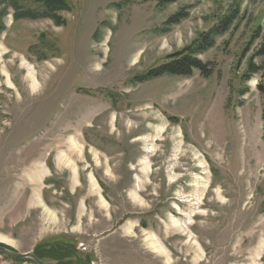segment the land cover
I'll return each mask as SVG.
<instances>
[{"label": "rangeland", "instance_id": "1", "mask_svg": "<svg viewBox=\"0 0 264 264\" xmlns=\"http://www.w3.org/2000/svg\"><path fill=\"white\" fill-rule=\"evenodd\" d=\"M225 20L207 76L138 80ZM258 29L264 0H0V244L62 245L44 264H264Z\"/></svg>", "mask_w": 264, "mask_h": 264}, {"label": "trees", "instance_id": "2", "mask_svg": "<svg viewBox=\"0 0 264 264\" xmlns=\"http://www.w3.org/2000/svg\"><path fill=\"white\" fill-rule=\"evenodd\" d=\"M179 0H156V3L159 6H167L170 4H174ZM177 19V16H175ZM229 20V18H227ZM225 20L224 22L221 21L219 26L215 27L209 33L201 35L191 46L190 52L185 54L176 53L169 57L170 61L167 63L162 64L157 69H152L148 71L147 74L143 75L142 77L138 78V80H147V79H155V77L161 76H190L193 72L197 71L203 76H207L208 68L206 64H203L197 56L206 52L212 47L213 38L215 32L217 33V29L225 27L228 25V21ZM215 31V32H214ZM261 29H258V33L255 35L254 39L259 40L258 48L256 49L255 56H264V31L261 33ZM260 71V67L256 64H253L252 59L249 60L247 63L246 69V79L250 78L252 75L257 74ZM257 91L260 96L264 99V75H262L261 81L257 84ZM264 122V112L262 116ZM64 245V243H63ZM1 247L7 248L4 245H0ZM46 250H40V247L36 248L34 255L39 259L42 260L43 258H47V254L50 251L54 250V248H62V245L58 244L56 241L48 244L45 246ZM69 248V247H66ZM8 249V248H7Z\"/></svg>", "mask_w": 264, "mask_h": 264}, {"label": "water", "instance_id": "3", "mask_svg": "<svg viewBox=\"0 0 264 264\" xmlns=\"http://www.w3.org/2000/svg\"><path fill=\"white\" fill-rule=\"evenodd\" d=\"M1 245V244H0ZM5 246V245H4ZM0 254L7 256L11 259L16 260H31L34 264H44L41 260H39L33 253L27 252V253H17L15 251L9 250L7 248L0 246Z\"/></svg>", "mask_w": 264, "mask_h": 264}, {"label": "bare ground", "instance_id": "4", "mask_svg": "<svg viewBox=\"0 0 264 264\" xmlns=\"http://www.w3.org/2000/svg\"><path fill=\"white\" fill-rule=\"evenodd\" d=\"M29 74H30L29 77L32 79V80H31V83H32L31 86L34 88V87H35V80H34L32 74H31V73H29ZM93 180H94V179H93ZM2 239H3V238H2ZM2 239L0 238V241L3 242ZM152 241H153V240H152ZM8 242H9V241H8ZM157 243H158V242H157ZM150 247H151L153 250H155V252H158V253H162V254H164V250L162 249V247L157 246L156 243H151V244H150Z\"/></svg>", "mask_w": 264, "mask_h": 264}, {"label": "crops", "instance_id": "5", "mask_svg": "<svg viewBox=\"0 0 264 264\" xmlns=\"http://www.w3.org/2000/svg\"><path fill=\"white\" fill-rule=\"evenodd\" d=\"M89 182H90V184L92 185L91 190L97 192V185H96L95 181L93 180V177H92V176L89 177ZM76 189H77V188L74 187V190H76ZM100 200H101V199H100ZM101 202H102V204H104L103 201H101Z\"/></svg>", "mask_w": 264, "mask_h": 264}]
</instances>
